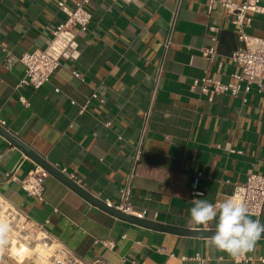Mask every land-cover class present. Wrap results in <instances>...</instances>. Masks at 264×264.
<instances>
[{"label": "crops", "instance_id": "0c3cea01", "mask_svg": "<svg viewBox=\"0 0 264 264\" xmlns=\"http://www.w3.org/2000/svg\"><path fill=\"white\" fill-rule=\"evenodd\" d=\"M59 1L0 0V118L50 166L66 169L81 182L78 187L114 206L146 126L133 209L168 228L214 232L215 221L207 229L190 222L192 200L242 199L248 176L264 173V95L257 86L247 93L243 84L236 98L193 88L205 78L236 83L233 76L241 70L230 57L243 44L234 16L219 3L210 10L208 0H92L86 5L92 15L88 31L72 30L74 42L50 81L38 90L20 87L25 73L20 58L47 50L66 20ZM80 1L67 0V6L74 9ZM259 1L264 8V0ZM176 10L172 43L165 51ZM247 17L245 32L264 39V12ZM212 47L214 61L203 53ZM38 167L0 134V200L41 225L81 264H264V237L243 254L247 261H237L210 246V237L115 218L51 175L42 200L29 196L21 181ZM259 220L264 223V209ZM105 242L114 246L107 248ZM6 253L0 264H40L36 252L24 262L9 254L16 262L5 259Z\"/></svg>", "mask_w": 264, "mask_h": 264}, {"label": "built area", "instance_id": "2783aa9c", "mask_svg": "<svg viewBox=\"0 0 264 264\" xmlns=\"http://www.w3.org/2000/svg\"><path fill=\"white\" fill-rule=\"evenodd\" d=\"M91 1L81 0L74 9H70L67 6V0H60L58 2V8L66 16V20L55 29L53 41L47 50H36L26 53L20 58L19 61L25 67L20 87L30 86L38 90L50 81L51 76L60 66L61 58L66 56V50L74 42L72 30L78 28L81 32L88 31L92 15L86 9V5ZM208 2L210 10H212L215 4L219 3L223 12L234 16L233 23L238 27V39L243 46L236 50L230 58L240 67L241 71L239 74L233 76L236 80L235 84H222L221 82L205 78L200 82H195L193 88L199 87L201 93L204 95L228 93L236 98L241 93L242 85L246 84L245 91L247 93L255 85L257 86L258 93L264 95V39L251 37L245 32V28L251 22V19L247 17V13L264 12V8L260 6V1L246 0L242 5L233 2V0H208ZM176 17L177 10L174 12L171 29L164 41L165 51L170 48L172 43V30ZM203 53L210 61H214L217 57V51L214 47L204 50ZM162 70L163 68H160V72ZM74 76L78 78L79 74L74 73ZM97 98V95L92 96V99ZM21 101L26 107L29 106L26 100L22 99ZM0 128L11 134L6 121L1 118ZM146 134L147 127L144 126L137 145L134 148L133 169L127 177L125 186L119 192V204L114 206L108 201L105 202L109 208L139 220H145L147 212L135 211L131 204V197L133 182L136 177V166L141 161ZM58 171L75 185L82 187L81 182L74 174H69L66 169L58 168ZM48 177L49 174L44 169L38 167L21 181L23 191L29 196H36L42 200L41 192L44 182ZM9 178L13 181L16 180L13 175H10ZM198 181L199 176L195 179L194 189H196ZM242 192V200L248 207L250 215L259 219L264 209V173L261 175H249L246 182L242 185ZM194 194L196 195L198 192L194 190ZM15 240L35 252L37 250L44 251L46 253L44 255L46 263L40 259L38 253H35L40 264H81L67 247L57 244L41 225L29 220L10 203L0 200V246L7 248ZM103 245L107 248L114 246L110 242H105ZM195 259L200 260V256H196ZM236 260L247 261L248 259L242 254L236 257Z\"/></svg>", "mask_w": 264, "mask_h": 264}, {"label": "clouds", "instance_id": "9594fccd", "mask_svg": "<svg viewBox=\"0 0 264 264\" xmlns=\"http://www.w3.org/2000/svg\"><path fill=\"white\" fill-rule=\"evenodd\" d=\"M192 204L190 222L207 229L215 221L214 234L207 243L232 257L252 251L264 234V223L252 219L244 201L235 196L215 203L194 199Z\"/></svg>", "mask_w": 264, "mask_h": 264}, {"label": "water", "instance_id": "95a60500", "mask_svg": "<svg viewBox=\"0 0 264 264\" xmlns=\"http://www.w3.org/2000/svg\"><path fill=\"white\" fill-rule=\"evenodd\" d=\"M0 134L4 137H6L13 145L18 147L20 150H22L29 158H31L39 167L44 169L49 175L53 176L57 180H59L62 184L73 190L76 194H78L81 198L86 200L91 205L99 208L100 210L114 216L115 218H118L120 220L126 221L131 224H135L138 226L154 229V230H160V231H170V232H176L187 236H199V237H211L214 232L210 231H187V230H179L175 228H168L165 226H162L160 224L152 223L146 220H139L132 216H128L122 212H119L115 209L109 208L105 202L94 198L90 194H88L86 191L82 190L80 187L75 185L73 182L68 180L64 175H62L58 170L50 166L47 162H45L42 158H40L35 152H33L28 146L20 142L15 136L12 134L6 132L4 129L0 128ZM262 237H264V234H262Z\"/></svg>", "mask_w": 264, "mask_h": 264}, {"label": "bare ground", "instance_id": "6f19581e", "mask_svg": "<svg viewBox=\"0 0 264 264\" xmlns=\"http://www.w3.org/2000/svg\"><path fill=\"white\" fill-rule=\"evenodd\" d=\"M4 250H7L8 254L18 262H24L26 259L31 258L32 254L35 253V251L16 240L13 241L7 248L0 246V258L2 257V255H4ZM42 252L44 251L41 250V252L36 253H38L40 259L45 262L46 259Z\"/></svg>", "mask_w": 264, "mask_h": 264}, {"label": "rangeland", "instance_id": "374dc122", "mask_svg": "<svg viewBox=\"0 0 264 264\" xmlns=\"http://www.w3.org/2000/svg\"><path fill=\"white\" fill-rule=\"evenodd\" d=\"M6 251H7V250H6ZM7 252H8V251H7ZM37 252H38V251H37ZM39 252H41V251H39ZM44 253H45V252H42V254H44ZM45 254H46V253H45ZM45 254H44V255H45ZM33 255H34V253L32 254V257H33ZM4 257H5V259L10 260V261H12V262L15 261V260H13V259H12L7 253H6V255H5ZM32 257H31V258H32ZM15 262H16V261H15ZM24 264H25V263H24Z\"/></svg>", "mask_w": 264, "mask_h": 264}]
</instances>
